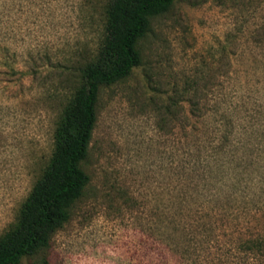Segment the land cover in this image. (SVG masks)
Here are the masks:
<instances>
[{
	"label": "rangeland",
	"instance_id": "rangeland-1",
	"mask_svg": "<svg viewBox=\"0 0 264 264\" xmlns=\"http://www.w3.org/2000/svg\"><path fill=\"white\" fill-rule=\"evenodd\" d=\"M107 2L0 0V235L48 164ZM137 49L100 90L83 195L20 264H264V0H174Z\"/></svg>",
	"mask_w": 264,
	"mask_h": 264
},
{
	"label": "trees",
	"instance_id": "trees-1",
	"mask_svg": "<svg viewBox=\"0 0 264 264\" xmlns=\"http://www.w3.org/2000/svg\"><path fill=\"white\" fill-rule=\"evenodd\" d=\"M173 1L108 0L96 53L78 70V84L58 117L48 164L14 224L0 235V264H20L48 250L53 235L68 221L70 208L90 181L83 165L97 122L100 90L127 79L141 65L137 44L150 30L152 19L166 13ZM188 94L184 91L183 96ZM187 102L199 106L198 101ZM175 104L171 101L164 110Z\"/></svg>",
	"mask_w": 264,
	"mask_h": 264
}]
</instances>
